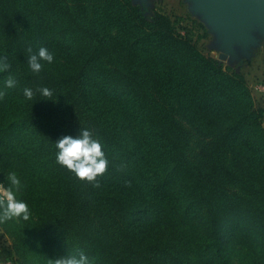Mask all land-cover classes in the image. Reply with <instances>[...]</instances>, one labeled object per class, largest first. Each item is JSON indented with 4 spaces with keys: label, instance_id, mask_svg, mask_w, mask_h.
Masks as SVG:
<instances>
[{
    "label": "trees",
    "instance_id": "obj_1",
    "mask_svg": "<svg viewBox=\"0 0 264 264\" xmlns=\"http://www.w3.org/2000/svg\"><path fill=\"white\" fill-rule=\"evenodd\" d=\"M0 58V176L31 212L5 228L15 264H264V109L187 28L131 0H0ZM82 128L109 161L92 182L56 161Z\"/></svg>",
    "mask_w": 264,
    "mask_h": 264
},
{
    "label": "rangeland",
    "instance_id": "obj_2",
    "mask_svg": "<svg viewBox=\"0 0 264 264\" xmlns=\"http://www.w3.org/2000/svg\"><path fill=\"white\" fill-rule=\"evenodd\" d=\"M131 2L144 10L147 17L163 13L176 20L178 27H185L191 32L193 41L202 53L215 59L224 53L222 47L225 38L224 24L217 27L203 14L194 11V0H131ZM248 30L253 42L245 48L239 43L233 45V54H227L221 62L225 67L243 74L253 97L254 107L264 109V33L257 21H253ZM0 185L4 186L1 176ZM17 219L0 223V264H15L12 240L5 228L12 230Z\"/></svg>",
    "mask_w": 264,
    "mask_h": 264
},
{
    "label": "clouds",
    "instance_id": "obj_3",
    "mask_svg": "<svg viewBox=\"0 0 264 264\" xmlns=\"http://www.w3.org/2000/svg\"><path fill=\"white\" fill-rule=\"evenodd\" d=\"M27 64L29 68L39 73L44 62L52 63L54 55L46 47H39L33 51L31 47L27 49ZM10 65L4 58H0V71H7ZM16 80L9 77L5 81V86L12 88ZM24 95L32 99L36 95L51 97L53 92L46 86H38L35 90L26 87ZM56 161L71 171L80 180L92 182L98 176L105 173L109 161L106 157L104 146L94 138L92 132L87 128H82L78 136H64L55 142ZM8 187L0 185V223L7 222L13 218L29 220L31 212L28 204L23 199L17 198V193L23 190L24 185L15 172L9 173L7 177ZM55 264H90L89 257L80 253L79 256H64L56 259Z\"/></svg>",
    "mask_w": 264,
    "mask_h": 264
},
{
    "label": "water",
    "instance_id": "obj_4",
    "mask_svg": "<svg viewBox=\"0 0 264 264\" xmlns=\"http://www.w3.org/2000/svg\"><path fill=\"white\" fill-rule=\"evenodd\" d=\"M194 11L203 14L210 23L220 27L224 24V53L219 54L221 62L227 54H233V45L244 48L253 42L248 29L253 21L259 22L264 33V0H194ZM243 48V50H244Z\"/></svg>",
    "mask_w": 264,
    "mask_h": 264
},
{
    "label": "built area",
    "instance_id": "obj_5",
    "mask_svg": "<svg viewBox=\"0 0 264 264\" xmlns=\"http://www.w3.org/2000/svg\"><path fill=\"white\" fill-rule=\"evenodd\" d=\"M263 124H264V118H263Z\"/></svg>",
    "mask_w": 264,
    "mask_h": 264
}]
</instances>
